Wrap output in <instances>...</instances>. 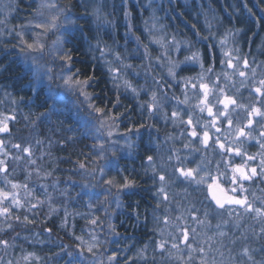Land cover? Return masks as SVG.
<instances>
[{
    "label": "rangeland",
    "instance_id": "obj_1",
    "mask_svg": "<svg viewBox=\"0 0 264 264\" xmlns=\"http://www.w3.org/2000/svg\"><path fill=\"white\" fill-rule=\"evenodd\" d=\"M45 2H50L55 7L39 8L41 0H0V79L3 74L6 75L7 71H11L16 67L30 72L28 75L29 80L21 83L20 90L14 89L13 83H6L0 80V119L8 117L7 123L10 129L9 134L0 133V141L3 142L4 140L8 144L5 149H0V160H4L7 166L6 173L0 172V188L9 192H15L23 204V207H12L9 201H5V205L11 207V213L8 216L0 215V228H4V233H6L7 230H13V227L17 226L28 228V231H30L31 225L33 226V232L30 234L22 233L23 235H18L16 233L11 236L12 239L8 241L7 245L0 244V264H48L49 261L51 262L50 264H59L58 260L62 261L61 264H100V261H103V264H108V257L113 255L118 257V260L114 261L113 264H202V262H205V264H264V247L260 245L261 239L258 240V236L262 235V229H264V218L260 220V224L254 226L242 224L239 222V219L232 220L229 215L222 221V219H219L222 216L218 212L223 213L224 211L215 210L213 207L205 210L192 209L187 194H183L184 198H181V193L179 194L176 189L174 192H168L169 195L166 193V200L164 199V194L159 192L154 194L155 199L159 203L165 204L168 200L169 202L163 209L152 210L153 208H158L154 205L146 212L143 223L145 224L144 228L148 236L142 237L143 239L140 240L132 235L137 243H134L135 241L132 242V236H129L124 230L126 229L124 222L126 210L133 206V200H125L127 194L124 191L129 189L121 190L118 187L105 183L107 179L115 176L119 181L121 177H128V174L131 173L134 174L133 171L126 172L124 170L123 164L125 161L123 160L127 157L129 160L126 161L129 162L131 160L130 157L133 156V151H130V149L138 145V134L135 133L137 129L134 132L128 131L130 129L129 126L122 127L118 123L112 127L111 131L113 135L110 137L107 135V127L99 129V131L95 129L98 132L95 137L96 149L97 153H99L98 158L102 160L97 161L98 158H96L91 163V169L89 166L85 168L80 167L78 172L79 177L82 178H80L78 194H93L97 191H109L110 189L106 202L100 203L104 214L103 218L98 217L96 214L98 211L96 210L97 206L95 205L94 207L89 198L88 200L87 198L85 199L84 204L80 203V209L77 213L69 209L70 206H73L71 202H67L64 207H53L50 205L51 208L45 210V206L53 203V198H57L60 194H57L56 191L51 192V189L48 190V187L44 183H41V186L36 182L33 184L35 175L32 174V169H28V164L32 163V140H25L32 138V136H27L32 133V128L31 132H28L26 129H16L13 132L11 128L12 122L19 121V117H21V120H30L33 86L38 88L45 85L46 88L54 87L57 90L61 88L62 91L65 90L66 92L73 93L84 101H91V97L89 100L86 99L85 95L81 94L79 88L65 86L64 78L76 72L77 69L73 67L72 61L71 68L69 69L68 63L59 58L63 54L57 51L59 46L54 44V41L60 37L64 41L62 45L63 50H69L71 43L69 33L76 25L73 14L69 11L70 3L67 0H45ZM163 2L164 0H126L122 5L120 4V7L123 9L134 5L135 11L132 15L135 16V19L139 23L138 28H136L139 33L134 38L131 36L133 28L127 19L128 14L119 13V18L128 21L127 30L123 23L124 36H131V40L134 43H143L142 38L143 40H147L148 45L144 58L145 61L149 59L153 61L152 70H154L157 76L160 74L169 75L168 70L172 66L170 61L173 63L184 62L185 57L195 52L199 53L200 62L180 63V67L176 69L177 74L182 68L186 67H193L196 70L204 68L203 59L205 58V54L203 53L204 50H202L203 44L201 40L196 41V44L188 38L179 37L176 33L170 34L166 32L162 25H160L161 14L159 17L156 15L159 13V10L164 11ZM181 2L186 6H194L190 11L192 12V16H196L197 21L200 18V21L206 28L212 27L207 28V33H205L210 43L217 49L220 46L224 47V51L231 54L230 57L225 56V59H223L224 66L227 69L224 73L232 75L237 74L238 71L245 72L246 75L243 77V83L247 89L251 90L253 85L252 80L261 64L257 60L258 52L262 49V46L259 47L257 45L255 47V35H245V32H243V28L248 25L250 26V24L254 25L253 20L255 19L254 16L249 17L247 20L242 17V12L245 11L244 6L248 5L245 3L246 1L217 0L223 14H226V20L220 17V13L212 7L210 0H180ZM223 2L226 3L227 7ZM250 2L256 9L261 10L260 4L253 0H250ZM262 2V6L264 7V0ZM241 6L243 9H241ZM38 8L39 11H37ZM209 8L214 9V12L210 13L207 10ZM96 9L100 11L97 5L95 10H93L92 16L95 15ZM54 15H59L57 29L44 32L42 28L35 27L37 23L49 21ZM114 16L116 15L114 14ZM141 16L144 17L141 19ZM88 19L92 20L91 16ZM69 20L75 23L69 24ZM99 21L102 22L100 25H103L105 22L102 17L99 18ZM141 22L142 28H140ZM151 27L152 30L150 31ZM107 28L108 26L104 27V30ZM17 33H21L22 35H18ZM22 41H26L27 43L38 41L44 45V48L43 50H30L27 49L26 43ZM88 43L90 45L91 42ZM177 47H179V51L176 50ZM136 53L133 50V54L135 55ZM101 56L107 60L105 64H108L107 68H109L110 74H112V78L116 82L124 85V81L127 80L137 89L138 95L131 92L133 98H143L147 95L149 91L146 87L147 82L143 79L139 68L135 65V60H131L129 56H122L119 52L111 54L107 46L103 48ZM229 58H231L235 68L228 67L227 60ZM108 59H112V65ZM245 59L248 62L247 68L244 67ZM201 63L203 67H201ZM48 69H51V71L49 72ZM75 79L83 80L79 76V73ZM86 90L87 87L83 91L88 93ZM24 94H27L26 96L29 97H25ZM53 94L56 93L53 92ZM151 95L152 93L148 96L147 103L151 102ZM157 108L154 109V113L152 114L154 118L158 115ZM28 111L30 112L29 115H27ZM146 112L149 114L148 109H146ZM13 117L14 119H12ZM16 132H19L18 136L14 135ZM20 135L22 136L20 137ZM9 139H13L14 141H9ZM14 144L30 147L31 155L29 156L27 153L14 148ZM101 144L104 145L102 152L100 149ZM115 148L119 155V160L116 161L117 164L106 160L107 157H111ZM16 157L22 158L16 159ZM11 163L15 165H11ZM119 164H122V166ZM140 164L139 162L138 165ZM12 166L25 167L23 173L25 179L13 182L20 185L16 189H13L8 180L5 179L8 176L7 174L11 170H14ZM198 166L200 171L196 174V178L199 179L201 176H204L207 180L208 171L204 167V163L199 159L194 169ZM101 169H103V172H101ZM137 170L142 171L139 166ZM112 172H114L113 176H111ZM46 177L42 175V178ZM23 185H27V188H24ZM163 186L165 192L171 189L166 183ZM38 191H42L45 195H37ZM68 191L69 187L63 189L61 196L68 197ZM70 197L72 199L76 198L74 195H70ZM32 205H36V207H32ZM209 206L211 205L209 204ZM85 208L88 209V212H86L88 215L86 218L87 223H84L78 229V235H76L75 223L80 220L82 222ZM21 212L23 218L26 216L27 220H20V217L18 220L16 219ZM37 213L41 214L43 219L45 217L50 219L53 216L62 217V225L63 227L66 226L67 232L72 237V244L67 242L62 243L59 237L52 235L47 230L45 222L39 225L36 221L32 222V215H35L36 218ZM133 215H136V213H133ZM75 216L79 220H76ZM93 219L97 220L96 224L91 223ZM28 220L31 221L29 222ZM19 222L22 224L16 225ZM9 225H11L10 228ZM185 229L188 231V244L191 245L192 250L189 249L188 244L182 241L181 232ZM192 229H195V231L193 232ZM252 232H256V234L253 235ZM77 237L81 239H77ZM242 241L243 243H241ZM92 243H96L97 246L90 253L87 251V248ZM161 243H164L163 250L159 247ZM173 243L178 244L179 248L173 249ZM42 245H49V247L56 250H59L62 246L63 249L61 252L54 254V257L52 255L41 257L37 249ZM244 248L249 249L251 259L243 254ZM200 249H203V252ZM68 253H71V255Z\"/></svg>",
    "mask_w": 264,
    "mask_h": 264
},
{
    "label": "trees",
    "instance_id": "obj_2",
    "mask_svg": "<svg viewBox=\"0 0 264 264\" xmlns=\"http://www.w3.org/2000/svg\"><path fill=\"white\" fill-rule=\"evenodd\" d=\"M125 1L67 0V2L70 3L69 11L73 14L76 22V25L69 33L71 40L69 49H71L73 57L72 65L76 69H80L79 76L81 79L84 80L88 76L93 77L86 90L88 94H90L91 101L89 99V102L87 100L84 101L73 93L66 92L65 90L62 91L61 88L57 90L54 87L46 88L45 85L44 87L38 88L33 86L32 110H30L32 111V120L30 119L27 122L25 120L12 122L13 125L11 128L13 131L16 129L25 130L26 128L29 129V132H31L32 123V133L27 136H32V163L28 164V169H32V174L35 175L33 184L36 182L41 186V183H44V185L48 187V190L51 189V192L56 191L57 194H60L57 198H53V203H49L47 204L48 206H45V210H49V208H51L50 205L53 207H64L67 202H71L73 206H70L69 209L74 210L77 213L80 209V203L84 204L85 199L87 198L88 200L89 198L94 204V207L95 205L97 206L96 210L98 211L96 214L98 217L103 218L104 216L100 203H103L104 201L106 202L109 197V191H102L101 188V191H97L93 194H78L81 178L78 175L80 164L83 163L85 167L89 166L91 169L92 161L99 156L95 143V137L98 132H96L95 129H101L100 120L97 119L100 114L98 115V113L94 112L93 109L89 107V104L91 102L94 106L104 107L106 111L111 109V111L107 113L111 116H113L114 111L118 112V115L123 113L122 121H124V116L126 114L127 116L130 114L135 122L138 117L136 112L139 113V110L136 109L135 106L139 105L140 107L141 103H143L146 98H133L131 90H126L123 84L116 82L112 78L109 68H107L108 64H105V61L107 60L103 56L100 57V54L103 48L107 46L109 53L113 54L119 52L122 56H129L131 60H135V65L139 68L143 79L147 82L146 87L149 90L150 88L152 89L153 86H150L151 82L155 80L157 75L154 73V70H152L153 61L151 59L145 61L144 58L148 45L146 42L147 40H143L142 38L143 43H134L131 40L132 37L135 38L138 36L139 32L136 28H138L139 23L137 22V19H135V16L132 15L135 11L134 5H130L125 9L120 7V4L122 5ZM212 1L214 0H210V3ZM245 1L248 5L244 6L245 11L242 14V17L247 20L249 17H255L256 15L253 14V11L259 9H256L250 0ZM253 1L260 4L261 10L264 9L262 6V0ZM223 3L227 7L226 3ZM97 5L100 8V11L98 14L95 11V15L92 16L93 10H95ZM193 8L194 6L192 5L186 6L182 2L180 3V0H164V11L159 10V13L156 16L159 17L161 14L160 25H162L166 32H169L170 34L176 33L181 38L192 40L189 27L193 25V22L189 19V16L191 17L192 12L190 13V11ZM213 8L218 10L220 7ZM241 9H243L242 6ZM187 10H189V15L186 14ZM119 13H125L124 15L128 14L127 19L133 28L131 30L132 37L124 36L125 31L123 23L127 30L128 21L119 18ZM114 14L116 16H114ZM90 16L92 20L88 19ZM100 17L105 21L103 25H100V23H102L99 21ZM142 17L144 16H141V19ZM106 26H108V28L104 30V27ZM140 28H142V22ZM151 30L152 27L150 28V31ZM88 42H91L90 45ZM133 50L137 52L135 55L133 54ZM108 61L112 65V59H108ZM144 67L145 69H143ZM29 73V71L16 67L11 71H7L6 75L3 74L0 80H3L6 83H13L14 89L16 88L17 90H20L19 88L22 86L21 83L29 80ZM126 91L127 94L125 93ZM53 92L56 94H53ZM26 95L24 94L25 97H29ZM117 96H119V104L117 107H113L116 103ZM133 100H135V102ZM29 114L30 112L28 111L27 115ZM132 118H128V122H132ZM126 124H133V127L138 123H126L125 121L122 122L121 125L123 127L127 126ZM21 136L22 135H20V137ZM112 155L113 153L111 154V157H107L106 160L110 162L114 161ZM101 160V158H98L97 161ZM11 165L15 164L11 163ZM12 168H14V170H11L5 179L12 183L15 181H23L25 179V175L23 174L25 167L19 168L18 166H12ZM42 175L47 177L42 178ZM68 187V197L61 196L63 189ZM43 194L42 191L37 192V195L42 196ZM70 195H74L76 198L72 199ZM144 197L145 194L143 192L127 193L125 197V200H133V206L126 210L127 213L124 218L126 229L124 230L129 236L134 235L135 238L137 237L140 240L143 239L142 237L148 236V233L145 232L144 228L145 224L143 223V219L145 218V214L144 208L141 204V200L145 199ZM86 212H88L87 208H85V215L82 222L80 220L75 223L76 235H78V229L81 228L84 223H87L86 218L88 215ZM133 213H136V215H133ZM18 217L21 218L20 220L24 219L22 212ZM75 218L76 220H79L77 216H75ZM28 221L30 222L31 220ZM33 221H36L38 225L45 222L47 230L51 229L52 235L59 237L62 243L67 242L72 244L73 239L67 232L66 226H61L63 223L62 217L53 216L50 219H47L46 217L43 219L42 215L37 213L36 218L35 215H32V222ZM20 222L16 225L22 224ZM10 224L12 223L10 222ZM248 225L254 226L255 224L249 223ZM32 227L33 226L31 225V230L28 231V228L17 226L13 227V230H7L6 233H4V228H0V240L10 241L12 239L11 236L16 233H18V235H23L25 233L30 234L33 232ZM252 233L253 235L256 234V232ZM135 238L132 236L131 240L132 242L135 241L134 243H137ZM259 239H261V247H264V232H262L261 236H258V240ZM241 243H243V241ZM62 249V246L59 250H56L49 247V245H42L38 247L37 252L41 257L51 255L54 257V254L61 252ZM61 262L62 261L58 260L59 264H61ZM50 263L51 262L49 261L48 264Z\"/></svg>",
    "mask_w": 264,
    "mask_h": 264
},
{
    "label": "flooded vegetation",
    "instance_id": "obj_3",
    "mask_svg": "<svg viewBox=\"0 0 264 264\" xmlns=\"http://www.w3.org/2000/svg\"><path fill=\"white\" fill-rule=\"evenodd\" d=\"M222 14L223 12L220 13V15ZM253 14L256 15L253 24H258L261 28V32L254 37V46H262V49L258 52L257 61L261 64L252 80L253 85L251 90L247 89L244 85V76H240L239 71L237 74L227 75V77L224 75V72L227 71L223 63V59H225L224 47L220 46L218 49L214 47L205 34L207 33V28L212 27L206 28L203 26L201 28L203 32H193L192 30L191 41L196 43V41L201 40L203 44L202 50H204L203 53L205 54V58L203 59L204 68L198 70L193 69V67L182 68L175 78L167 74H160L155 77V80L150 85L153 86L152 89L150 88L145 96L146 100L141 103L144 107L135 106L139 110V113L136 112L138 116L136 121L134 122L130 114L124 116V121H122V116L116 121L119 125L125 121L126 123H138L133 127V124H126L132 132L135 129H139V131L135 132L138 134V145L130 149V151H133V156L130 157L131 160L129 162L126 161L129 160L127 157L124 158L123 161L125 162L123 166L126 172H134V174H128L130 179L134 176H142L145 179L147 178L148 181H142L138 186L124 192L130 193L131 191L141 189L145 194V203L142 204L145 215L154 205L163 209L161 208L163 203L155 201L156 197H154V194L158 193V189L161 187L158 176L163 174L166 176L164 183L171 188L170 192H174L176 189L181 194L186 193L189 203L193 208L208 209L213 207L215 210L224 211L223 213L218 212L222 216V218H219L222 221H224L227 215L232 220L239 219V222L242 224H259L260 220L264 218V216H258L254 211H246L244 207L237 205H226L225 208L217 207L211 199L207 187V183H211L212 177H217L221 187L228 189L230 195H236L238 198L247 196L248 202L254 209L262 207L261 210H264V178L261 175L254 177L252 180L241 181L240 183L247 190L244 192L239 190V184L231 183L232 169L234 167L243 166L246 171L256 168L257 172L260 173V161L264 159V149L260 147V144L264 143V137L260 135L264 132V119L255 116L249 117L248 115L253 106L264 110V104L260 103L261 97L254 91L255 88L260 87L259 81L264 80V9L255 10ZM199 22L201 21L199 20ZM190 29L191 26L189 27ZM209 67L212 68L211 72L207 71ZM201 74H203V81L199 79ZM187 78H192L188 84L185 83ZM201 82L208 84L210 89H212L208 102L213 107L214 112L223 110V105L217 103V101L222 100L224 95L234 98L237 104L245 106L243 108L234 105L229 107V115L233 121L231 128L228 127L227 121L223 117H220L217 127L221 131L216 132L215 128L210 126L212 117L208 116L207 111L203 113L199 111L197 105L203 99V93L199 87ZM192 84H196L197 87L193 88ZM220 89H223V93H221ZM153 92L156 93L157 101L159 102V107L157 108L158 115L155 118L152 115L153 113L148 114L146 112L147 98ZM125 93L127 94V91ZM185 100L187 102L183 103L182 101ZM133 101L135 102V100ZM173 111L180 113L179 119L172 118L171 114ZM113 115H118V112L114 111ZM189 115H191L198 133L202 134L204 130L209 132L211 139L207 148L200 143L199 139H195L189 135L191 128L186 123H181V120L187 121ZM128 118H132V122H128ZM250 118L253 120L251 128L246 127ZM30 119L32 120V116H30ZM197 121L199 122L198 124ZM204 125H209V127L205 129ZM238 128H243L246 133H251V136L237 137ZM230 130L232 131L231 133ZM14 135L18 136V133L16 132ZM217 137L220 138V142L225 144V149L232 148L235 150L239 148L242 154L236 155L235 151H221L214 143ZM10 140L14 141L13 139ZM19 140L22 141L23 139ZM7 145V142L3 140V146L0 149H5ZM185 145H188V147H185ZM149 155L153 156V164L156 167L155 174L152 165L147 160V156ZM112 156L117 164L116 161L119 160V157L116 148ZM248 156H254L255 159L248 160ZM198 159L204 163V167L208 171L207 183L204 184H197L193 180L184 179L176 171L177 168L194 169ZM139 162L141 163L140 165H138ZM119 165L122 166V164ZM138 166L142 171L137 170ZM231 188H237V192L232 193L230 191Z\"/></svg>",
    "mask_w": 264,
    "mask_h": 264
},
{
    "label": "snow or ice",
    "instance_id": "obj_4",
    "mask_svg": "<svg viewBox=\"0 0 264 264\" xmlns=\"http://www.w3.org/2000/svg\"><path fill=\"white\" fill-rule=\"evenodd\" d=\"M55 7L54 4L50 3V2H45V0H41V3L39 5V8H52ZM39 8L37 9V11H39ZM97 14L99 13V9H96ZM42 14V13H41ZM67 20V18H65ZM58 21H59V15H54L51 17V19L45 23H37L35 25V27L37 28H42L44 30V32H48L52 29H57L58 28ZM69 24H74V21H68ZM18 35H22L21 33H17ZM23 43H26V47L27 49L30 50H43L44 45L39 43L38 41L33 42V43H27L26 41H22ZM154 42H159V41H154ZM64 41L62 40V38L58 37L56 41H54V44L58 45L59 47L57 48L58 52H62L63 54L60 55V59L67 62L69 65V69L71 68V61L73 59L72 54H71V49L64 51L62 48ZM223 43V42H222ZM177 51H179V47H177L176 49ZM224 55L226 57H230L231 54L228 52H225ZM186 62H200V55L198 52L192 53V55L185 57V61L184 62H179V63H173L170 61V63L172 64V66L169 68L168 70V74L169 76L175 78L177 75V71L176 69H178L180 67V63H186ZM227 65L229 68H235V65H233L231 58H229L227 60ZM201 67H203V64L201 63ZM244 67L247 68L248 67V62L245 59L244 60ZM48 71L50 72L51 69H48ZM63 71V69H62ZM207 71L211 72L212 68L209 67L207 69ZM254 71V70H253ZM80 72V69H77L76 72H73L71 75H68L64 78V84L65 86L68 87H72L75 86L76 88H79L81 90V94L85 95L86 99H90V94L86 93L83 91L84 88H86L87 86H89L90 81L93 79L92 76H88L86 79L84 80H79V79H75V77L77 76V74ZM39 75V74H37ZM224 75L227 77V73H224ZM239 75L240 76H245L246 73L243 71H239ZM192 78H187L185 80V83L188 84L191 82ZM200 81H203V74L200 75L199 77ZM260 87H257L254 89V91L259 94V96L261 97V104H264V80H260ZM124 87L126 90L130 89L131 92L133 94L138 95L137 89L135 87L132 86V84L125 80L124 81ZM193 88H196L197 85L196 84H192ZM199 87L203 93V99L200 101V104L197 105V107H199V111L200 112H204L207 111V114L209 117H212V120L210 122V126L212 128H215L216 132H220L221 129L219 127H217V124L220 122V117H223L226 121H227V125L229 128L232 127V119L229 115V107L231 105H234L236 107L239 108H243L245 107L242 104H237L236 100L230 96L224 95V98L222 100H218L217 103L223 105V110H217L216 112L213 111V107L209 105L208 102V97L212 91V89H210L209 85L206 83H200ZM221 93H223V89H220ZM183 103H186L187 100L182 101ZM147 103V102H146ZM119 104V96H117L116 99V103L113 105V107H116ZM89 107L93 109L94 112L100 114L99 117H97V119L100 120V128L103 129L105 127H107L108 131H107V135L110 137L113 135L111 129L113 126H115L116 121L118 119L121 118V116H123V113H121L120 115H113L110 116L107 113L109 111H111V109H108L106 111V109L104 107H97L92 105L91 103L89 104ZM140 107H144V105H141ZM159 107V102L157 101V95L155 92L152 93L151 95V102L147 103V109L149 111V113H154V109ZM249 117H260L261 119H264V110H261L260 107H255L253 106L251 111L248 113ZM172 118L174 119H179L180 118V113L173 111L171 114ZM101 117H103V119H101ZM9 118L5 117L4 119H0V133H9L10 129L8 127V123L7 120ZM14 119V117L12 118ZM109 121H111V123H109ZM181 123H186L188 127L191 128V131L189 132V135L195 139H199L200 143L207 148L209 146V141L211 139L209 132L207 130H204L202 134L198 133L196 130V125L193 124V120L191 115H189L187 121H183L181 120ZM199 122L197 121V124ZM253 125V120L250 118L248 120V123L246 125V127L251 128ZM141 127H143V125H141ZM205 129H207L209 127V125H204L203 126ZM99 131V129H98ZM128 131H131V129H128ZM137 131H139V129H137ZM262 137H264V132H262L260 134ZM245 136H251V133H246L244 131L243 128H238L237 129V137H245ZM214 143L219 147V149L221 151L227 150V151H235L236 155H241V151L239 148L233 150L232 148H227L225 149V144L220 142V138L217 137L216 140L214 141ZM3 146V142L0 141V147ZM14 148L19 149L20 151H22L23 153H27L29 156L31 155V149L30 147H23L21 144H14L13 145ZM185 147H188V145H185ZM260 147L262 149H264V143L260 144ZM100 149L101 152L104 149V145L101 144L100 145ZM246 155V154H245ZM22 157H16V159H21ZM248 160H254L255 157L254 156H248L247 157ZM169 159H171V157H169ZM147 160L149 162L150 165H152V169L154 174L156 173V167L153 164V156L149 155L147 156ZM34 163V161H33ZM81 168H85V165L83 163L80 164ZM260 169L261 172L258 173L256 168H251L250 170H245V168L243 166H236L232 169V177H231V183L232 184H239V190L241 192L247 191L244 187L243 184L240 183L241 181H248V180H252L254 177L261 175L262 178H264V159H261L260 161ZM176 171L179 173L180 177H183L184 179H190L195 181L197 184H204L207 183V180L204 176H201L199 179L196 178V174L200 171L199 166L196 169H192V168H177ZM0 172H7V166L5 164L4 160H0ZM101 172H103V169H101ZM223 175V174H221ZM159 181L161 182V187L158 189V192L161 194H164V199H167V195L165 193V188L163 186L164 182L166 181V176L163 174H160L158 176ZM8 183L11 184V187L13 189H16L18 187H20V185L16 184V183H12L11 181H8ZM105 183H107L110 186L113 187H118L119 189L123 190V189H131L132 187L135 186V181L134 180H130L128 177H121L120 180L118 181L116 177H112L110 179H107L105 181ZM24 188H27V185H23ZM207 187L208 190L210 192L211 195V199L215 202V204L217 205V207L219 208H225L226 205H237L240 207H244L246 211L249 212H256V214L258 216H264V210H261L259 208H253L252 205L248 202V198L247 196H242V197H237L236 195H230L229 194V190L225 189L223 187H221L220 183L218 182V178L217 177H212V181L211 183H207ZM110 191V189H109ZM230 191L232 193H236L237 192V188H231ZM5 201H9L12 207H23V204L21 203V201L18 199L17 194L15 192H9L4 190L3 188H0V215H4V216H8L11 213V207L6 206L5 205ZM32 207H36V205H32ZM16 219L18 220L19 217H16ZM25 220H27L28 218L25 216L24 217ZM92 224H96L97 220L93 219L91 221ZM63 226V225H62ZM11 227V225H9V228ZM49 232H51V229H48ZM114 231V229H113ZM192 231L194 232L195 229H192ZM262 232H264V229H262ZM181 238L182 241L186 244H188V240H189V235H188V231L182 230L181 232ZM77 239H81L80 237H77ZM95 239V238H94ZM0 244H4L7 245L8 241L6 240H0ZM96 243H92L88 246L87 251L92 253L93 249L96 247ZM159 247L161 248V250L164 249V243H161L159 245ZM188 247L190 250L191 249V245L188 244ZM172 248L173 249H178L179 245L176 243L172 244ZM201 252H203V249H200ZM69 255H71V253H68ZM243 254L247 255L249 257V259H251V255L249 254V249L244 248L243 249ZM25 259H27V257H25ZM118 257L116 255L110 256L108 257V264H113L114 261H117ZM100 264H103V261H100ZM202 264H205V262H202Z\"/></svg>",
    "mask_w": 264,
    "mask_h": 264
},
{
    "label": "bare ground",
    "instance_id": "obj_5",
    "mask_svg": "<svg viewBox=\"0 0 264 264\" xmlns=\"http://www.w3.org/2000/svg\"><path fill=\"white\" fill-rule=\"evenodd\" d=\"M211 5H212V7H220L218 10L217 9H215V10L218 11V13L222 12V10H221L222 8H221L220 4L217 2V0L212 1ZM207 10L210 13L214 12V9H212V8H209ZM186 14L189 15V10H187ZM199 16H201V15H199ZM220 17L222 19L226 20V14L220 15ZM189 19L193 22V25L191 26V29H190V33L191 34H192V30H193V32H203V30H201V28L203 27V23L199 22L200 18H198V21H197L196 20V16H192V14H191V17L189 16ZM244 32H245L244 33L245 35H257V34H259L261 32V28L259 27L258 24L250 25V26H247V27L244 28ZM130 180H134L135 181V186L134 187L138 186L142 181H148L147 178L145 179V177H142V176H134V177H131ZM141 192H142L141 189H139V190L131 191L130 193H141ZM144 203H145V199H142L141 200V204H144Z\"/></svg>",
    "mask_w": 264,
    "mask_h": 264
}]
</instances>
